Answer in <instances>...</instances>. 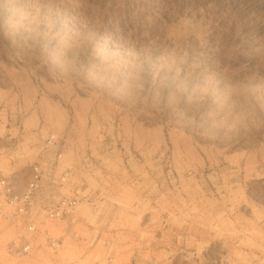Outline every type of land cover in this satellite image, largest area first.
<instances>
[{"label": "rangeland", "instance_id": "rangeland-1", "mask_svg": "<svg viewBox=\"0 0 264 264\" xmlns=\"http://www.w3.org/2000/svg\"><path fill=\"white\" fill-rule=\"evenodd\" d=\"M50 135L90 198L0 264H264V0H0V175Z\"/></svg>", "mask_w": 264, "mask_h": 264}, {"label": "built area", "instance_id": "built-area-1", "mask_svg": "<svg viewBox=\"0 0 264 264\" xmlns=\"http://www.w3.org/2000/svg\"><path fill=\"white\" fill-rule=\"evenodd\" d=\"M62 157L57 137L50 135L28 172L12 170L0 175V225H15L24 232L17 244L10 245V253L34 251L33 239L48 233V221L63 220L89 200L87 187L75 177L73 166L63 164ZM60 245L58 238H46L47 250L56 251Z\"/></svg>", "mask_w": 264, "mask_h": 264}]
</instances>
